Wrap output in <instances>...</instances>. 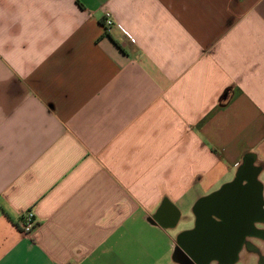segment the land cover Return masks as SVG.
I'll use <instances>...</instances> for the list:
<instances>
[{
	"label": "crops",
	"instance_id": "1",
	"mask_svg": "<svg viewBox=\"0 0 264 264\" xmlns=\"http://www.w3.org/2000/svg\"><path fill=\"white\" fill-rule=\"evenodd\" d=\"M251 184L254 250L204 244L197 206ZM183 252L264 264V0H0V264Z\"/></svg>",
	"mask_w": 264,
	"mask_h": 264
},
{
	"label": "flooded vegetation",
	"instance_id": "2",
	"mask_svg": "<svg viewBox=\"0 0 264 264\" xmlns=\"http://www.w3.org/2000/svg\"><path fill=\"white\" fill-rule=\"evenodd\" d=\"M242 174L250 175L251 171L247 169ZM257 184H251L247 189H237L235 186L219 191L214 195L201 201L197 206L198 216L200 218L199 233L203 237L204 244L210 242L214 245H225L231 241V245H246L252 248L251 244L245 241L249 235H260L254 230L248 220H260L261 203L256 195ZM228 220L227 224L215 223L212 218ZM231 237V240H230ZM207 245V244H206Z\"/></svg>",
	"mask_w": 264,
	"mask_h": 264
},
{
	"label": "built area",
	"instance_id": "3",
	"mask_svg": "<svg viewBox=\"0 0 264 264\" xmlns=\"http://www.w3.org/2000/svg\"><path fill=\"white\" fill-rule=\"evenodd\" d=\"M103 24L105 28H109L113 25V22L110 19V15L108 13L105 14ZM118 28L122 31V33L125 34V32L120 27ZM36 224L37 222L34 218L33 213L30 211H26L21 217L20 231L25 235H30L36 227Z\"/></svg>",
	"mask_w": 264,
	"mask_h": 264
},
{
	"label": "water",
	"instance_id": "4",
	"mask_svg": "<svg viewBox=\"0 0 264 264\" xmlns=\"http://www.w3.org/2000/svg\"><path fill=\"white\" fill-rule=\"evenodd\" d=\"M227 188H229V187H226L223 190H225ZM182 254H183V260H184L185 264H197L196 259L190 253L183 252Z\"/></svg>",
	"mask_w": 264,
	"mask_h": 264
},
{
	"label": "rangeland",
	"instance_id": "5",
	"mask_svg": "<svg viewBox=\"0 0 264 264\" xmlns=\"http://www.w3.org/2000/svg\"><path fill=\"white\" fill-rule=\"evenodd\" d=\"M210 244V242H208V245Z\"/></svg>",
	"mask_w": 264,
	"mask_h": 264
}]
</instances>
